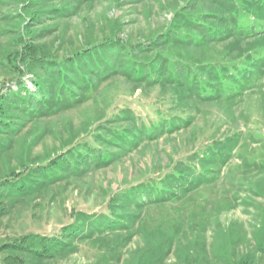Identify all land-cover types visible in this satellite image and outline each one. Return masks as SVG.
Instances as JSON below:
<instances>
[{
	"label": "rangeland",
	"instance_id": "374dc122",
	"mask_svg": "<svg viewBox=\"0 0 264 264\" xmlns=\"http://www.w3.org/2000/svg\"><path fill=\"white\" fill-rule=\"evenodd\" d=\"M214 5L0 0V264H264V18ZM38 60L72 108L17 97Z\"/></svg>",
	"mask_w": 264,
	"mask_h": 264
},
{
	"label": "trees",
	"instance_id": "16d2710c",
	"mask_svg": "<svg viewBox=\"0 0 264 264\" xmlns=\"http://www.w3.org/2000/svg\"><path fill=\"white\" fill-rule=\"evenodd\" d=\"M238 0H213L215 3V7L217 4L225 10L226 19L227 17H234L236 20V16H238L241 12V7L237 5ZM240 2H244L248 7L256 8L259 10V14L262 15L264 18V0H239ZM197 28L198 32H201L204 35H207L208 29L205 27H201V25ZM101 51L105 54H114L112 57L114 66H116L117 70H120L124 74H126V71L134 72V68L128 67L126 65L125 60L123 59L122 55L125 52V49L121 46V48L117 45L110 44L106 47H101ZM116 60V61H115ZM37 68L40 70H45V78H40L38 81L34 82L33 90H28L27 87H25V84L20 83V88L25 91V94L18 95L17 97L20 100H24L28 106V108H31V106H34L36 108H39L40 112L44 114L45 116H51L54 115L62 110H68V108H72L80 97L78 95H75V91L73 87L75 86V83L67 81L65 77L62 74V71L60 69V66H58L55 63H49L46 61H37ZM192 79L194 77L198 76L197 70H188ZM106 66L104 69H100L99 73L106 74ZM99 73H96L98 75ZM200 76V75H199ZM200 79V77H198ZM192 81V80H191ZM23 92V91H22ZM23 102V101H22ZM60 162H53L50 163L46 169H44V175L49 176L52 172H55L57 169L61 168H74V165L72 161H70L67 158H61L59 160ZM103 162V161H101ZM139 194H143L145 196H154V193L150 191H138L133 194V196H139ZM161 197V196H160ZM153 198V197H151ZM93 228H100V227H107L109 223H107L105 220H96L93 221ZM15 249L22 250L24 248L23 245H11ZM10 247V246H9Z\"/></svg>",
	"mask_w": 264,
	"mask_h": 264
}]
</instances>
